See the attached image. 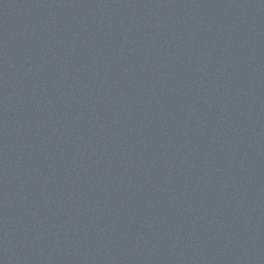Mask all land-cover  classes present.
Returning <instances> with one entry per match:
<instances>
[{"label":"water","instance_id":"1","mask_svg":"<svg viewBox=\"0 0 264 264\" xmlns=\"http://www.w3.org/2000/svg\"><path fill=\"white\" fill-rule=\"evenodd\" d=\"M0 264H264V0H0Z\"/></svg>","mask_w":264,"mask_h":264}]
</instances>
